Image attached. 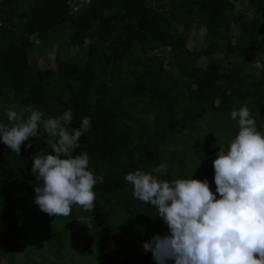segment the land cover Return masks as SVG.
Here are the masks:
<instances>
[{
    "label": "trees",
    "instance_id": "trees-1",
    "mask_svg": "<svg viewBox=\"0 0 264 264\" xmlns=\"http://www.w3.org/2000/svg\"><path fill=\"white\" fill-rule=\"evenodd\" d=\"M79 1L0 0V120L8 108L45 118L70 109L71 127L90 117L74 155L86 151L89 169L103 177L95 207L74 205L67 217L40 211L32 156L51 152L41 128L19 156L0 142V236L13 241L17 224L31 219L56 262L69 252L61 237L80 230L95 264H156L138 243L167 235V225L124 176L165 163L163 178L192 174L215 193L212 161L238 131L230 112L241 106L233 103H245L256 123L264 116V0H91L74 11ZM198 29L201 47L189 49ZM52 53L54 70L39 68L37 59ZM252 60L258 77L246 73ZM221 115L229 141L198 132ZM17 249L11 264L33 263Z\"/></svg>",
    "mask_w": 264,
    "mask_h": 264
},
{
    "label": "clouds",
    "instance_id": "clouds-1",
    "mask_svg": "<svg viewBox=\"0 0 264 264\" xmlns=\"http://www.w3.org/2000/svg\"><path fill=\"white\" fill-rule=\"evenodd\" d=\"M91 41L86 40L88 44ZM0 120V142L19 156L21 146L30 147L42 128L49 151L32 156L31 172L38 177L35 203L49 216L67 217L73 206L85 211L95 207L94 188L103 183L89 169L86 151L74 155L81 137L90 131V117L71 127L72 111L44 117L38 109L22 116L8 108ZM238 131L219 147L212 161L213 193L207 180L163 178L167 165L150 171L135 170L124 180L134 198L150 204L167 225L168 234L153 236L143 244L156 264H264V132L247 106L230 112ZM217 194L219 198H217Z\"/></svg>",
    "mask_w": 264,
    "mask_h": 264
},
{
    "label": "rangeland",
    "instance_id": "rangeland-1",
    "mask_svg": "<svg viewBox=\"0 0 264 264\" xmlns=\"http://www.w3.org/2000/svg\"><path fill=\"white\" fill-rule=\"evenodd\" d=\"M248 17L250 15L248 14ZM204 32L203 29L194 30L190 33V36L187 40V47L189 49H199L202 44V40L204 38ZM53 52L56 50V48H53ZM47 63H50L49 67L54 70V63H53V53L51 55H46L45 57H39L37 59V66L39 68H42L44 70H48L49 67ZM260 71V64L257 61H250L247 65L246 73L258 77ZM243 102L235 101L233 103L234 106H242ZM224 119L221 115L218 119L211 121L208 125L201 124V127L203 126V129L199 128L198 132H201L203 134L212 135L216 134L217 136H220V139L223 141L222 143H226L229 141V137L225 134H230L224 129ZM258 130L264 132V116L263 119L257 122ZM193 134V140L194 142H199V139L202 138L201 134L199 133ZM198 134V135H196ZM221 143V144H222ZM224 145V144H223ZM205 149V148H204ZM190 159L195 160L196 155H189ZM34 202V201H33ZM32 202V203H33ZM31 203V204H32ZM35 206L34 204H32ZM21 206L24 207L25 203H21ZM34 208V207H33ZM23 212L18 214V217L22 215ZM43 215V214H41ZM83 222L88 223V220H82L79 222V226L82 225ZM18 233L13 241H10L9 243L6 242L7 238L5 236H0V264H7L8 262L11 264L13 263L12 256L18 254V247H23L24 250H26L27 253L30 252V255H26L25 257L28 262H33L32 264H60L59 261H61V264H95L94 261V254H90L89 251H84V244H83V233H73L71 231H68L67 237H61L63 239V247L66 248L69 252H62L60 255L58 262H56L52 257L51 253L49 252L47 248V243L44 241L43 233L42 231L37 228V225L32 222L31 219L26 220L25 218L22 219L18 224ZM21 228L28 229V232H25L24 230L21 231ZM20 230V231H19ZM63 236V235H62ZM74 237L77 238V242L75 243ZM60 238V241L62 240ZM135 239V238H134ZM143 242L141 241L138 243V246H142ZM86 249V248H85ZM78 250V251H77ZM87 250V249H86ZM88 254V255H87ZM3 255V256H2ZM52 257H51V256ZM20 256V255H19ZM120 258V256H118ZM11 258V259H10ZM19 258V257H18ZM28 258V259H27ZM55 258V257H54Z\"/></svg>",
    "mask_w": 264,
    "mask_h": 264
},
{
    "label": "built area",
    "instance_id": "built-area-1",
    "mask_svg": "<svg viewBox=\"0 0 264 264\" xmlns=\"http://www.w3.org/2000/svg\"><path fill=\"white\" fill-rule=\"evenodd\" d=\"M91 2V0H80L79 3L77 4L76 8L74 9V11H77L82 4H89Z\"/></svg>",
    "mask_w": 264,
    "mask_h": 264
}]
</instances>
